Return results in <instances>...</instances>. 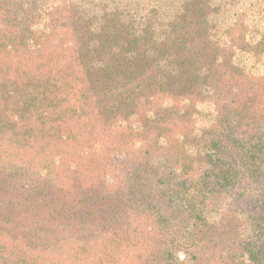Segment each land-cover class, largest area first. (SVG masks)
<instances>
[{
  "label": "trees",
  "instance_id": "16d2710c",
  "mask_svg": "<svg viewBox=\"0 0 264 264\" xmlns=\"http://www.w3.org/2000/svg\"><path fill=\"white\" fill-rule=\"evenodd\" d=\"M0 264H264V0H0Z\"/></svg>",
  "mask_w": 264,
  "mask_h": 264
},
{
  "label": "rangeland",
  "instance_id": "374dc122",
  "mask_svg": "<svg viewBox=\"0 0 264 264\" xmlns=\"http://www.w3.org/2000/svg\"><path fill=\"white\" fill-rule=\"evenodd\" d=\"M178 256H179V258H180L181 260H185V259H186V256H185V254L183 253V251H179V252H178Z\"/></svg>",
  "mask_w": 264,
  "mask_h": 264
}]
</instances>
